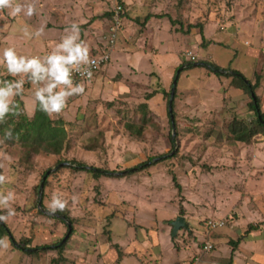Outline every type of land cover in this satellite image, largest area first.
<instances>
[{
    "label": "rangeland",
    "instance_id": "obj_1",
    "mask_svg": "<svg viewBox=\"0 0 264 264\" xmlns=\"http://www.w3.org/2000/svg\"><path fill=\"white\" fill-rule=\"evenodd\" d=\"M118 1L124 8L122 26L108 61L92 79L74 80L84 83L85 93L71 97L54 118L66 128L63 151L26 156L19 137L7 141L0 133V174L7 177L0 192L15 196V215L4 223L17 243L28 239V247L38 252L15 248L3 235L7 247L0 248V264H184L206 243L214 248L202 252V264H210L211 255L228 264L232 253L238 264H264V133L249 143L231 138L233 119H256L251 97L231 85V77L204 64L238 70L253 83L259 79L255 93L264 110V0ZM34 3L37 14L30 18L0 12V55L12 46L21 55L43 56L72 23L79 24L90 57L103 52L112 1ZM25 25L32 31L43 27L44 35L27 39L21 31ZM45 40H51L50 48H43ZM189 62L201 65L186 69ZM181 66L174 132L168 92ZM196 73L203 92L226 95L224 103L207 104L200 90L185 84ZM212 75L220 84L208 79ZM7 76L0 65V81ZM24 88L31 107L32 86ZM72 162L115 173L95 177L74 170ZM46 174L43 207L53 194L65 199L67 207L57 213L73 226L62 253L54 245L63 241L68 224L39 208ZM179 216L189 226L174 235ZM210 220L226 224L208 232Z\"/></svg>",
    "mask_w": 264,
    "mask_h": 264
},
{
    "label": "clouds",
    "instance_id": "obj_2",
    "mask_svg": "<svg viewBox=\"0 0 264 264\" xmlns=\"http://www.w3.org/2000/svg\"><path fill=\"white\" fill-rule=\"evenodd\" d=\"M5 9L9 10V15L12 17L23 13L30 18L37 14L34 0L32 2L25 0L24 3L18 0H0V12ZM21 31L27 39L39 40L44 35L43 27L32 31L25 25ZM94 64L95 61L90 58L88 44L80 38V26L77 23L67 27L60 42L56 43L44 56L21 55L15 47L4 48L0 55V65H3L7 73L16 79L0 81V124L6 123L9 116L24 115L31 120L36 110L43 112L50 119L61 116L71 97L85 93L83 82L74 83V73L90 78ZM25 83H30L32 86L31 107L29 98L25 97ZM17 97L24 102L23 109L17 102ZM5 138H14L11 129L5 130ZM6 181L7 177L0 174V186ZM14 199L12 191L0 192V209L6 210L5 215H0V222H7L15 215V209L12 207ZM75 200L76 197L73 196V202ZM66 207L67 201L53 194L51 201L47 204V211L54 215L58 211H64ZM6 241V237L0 239V248L7 247Z\"/></svg>",
    "mask_w": 264,
    "mask_h": 264
},
{
    "label": "trees",
    "instance_id": "obj_3",
    "mask_svg": "<svg viewBox=\"0 0 264 264\" xmlns=\"http://www.w3.org/2000/svg\"><path fill=\"white\" fill-rule=\"evenodd\" d=\"M109 15H111L112 17V12H110ZM150 17H152V15L150 14L147 15L146 20L150 19ZM187 64L188 66L186 67V69H190L195 66L201 65L200 62L199 63L189 62ZM204 64L211 72L217 74L218 76L226 75L228 77H231V85H233L237 89L244 90L251 97L249 106L251 110L254 111V114L256 115V119L249 122L239 118L233 119L231 122V134H232L231 138L236 142L241 141V142L249 143L255 135L264 133V110H262L259 96L255 93V90L259 84V79L257 80V82L253 83L250 79L246 78L245 75H243L238 70L225 69L226 71L228 70L230 72L224 74L220 71V69L222 68L218 66L216 63L205 62ZM1 78H3L4 80H11L10 76L1 77ZM170 93L171 91L168 92L169 98H170ZM16 100L21 106L23 105L22 103L23 101L19 97H17ZM168 107H169V100H168ZM168 115L170 116V120H171V112L169 111V109H168ZM17 118H19V120ZM6 129H11L13 132V136L19 137L21 139V141L23 142L26 148L25 151L26 156L27 154H29L30 156L32 153L38 152L39 150H43L44 152L50 154H60L63 151V149L66 147L67 132L64 126V121L61 119L58 120L50 119L46 114H44L39 110L35 111L34 118L31 120L27 119V117L24 115H20L18 117H14V116L7 117L6 123L0 124V133L5 135ZM5 140L9 141L13 139L5 138ZM72 163H73L72 167L74 170L76 171L86 170L88 172H91L95 177H100L103 175L111 176L112 174L115 173V171L97 168V167H91L86 165L85 163H79V162H72ZM145 165H146L145 163L141 164V166H145ZM0 172H1V168H0ZM47 178L48 176L46 174L42 180V182H44V185L47 183ZM174 180L176 181L175 176H174ZM177 186L179 187V189L181 188V185L178 183ZM60 220L65 221L62 218H60ZM3 235H6L8 237L11 235L10 238L15 248H21L22 246L24 248H30L28 247L29 246L28 244L30 242L28 239L19 241L17 243V241L14 239L13 235L11 234L7 224L4 222H0V236ZM238 243H239L238 240L234 241V244H238ZM48 246L49 245H46L45 247ZM54 247L56 248V250H58V252L61 253L65 248V246L61 244V242H58L56 245H54ZM29 253L33 255L38 254V252L34 250ZM233 260H234V253H232L231 257L227 259L228 264H232ZM52 262L55 263L56 258H54Z\"/></svg>",
    "mask_w": 264,
    "mask_h": 264
},
{
    "label": "built area",
    "instance_id": "obj_4",
    "mask_svg": "<svg viewBox=\"0 0 264 264\" xmlns=\"http://www.w3.org/2000/svg\"><path fill=\"white\" fill-rule=\"evenodd\" d=\"M113 2V10L112 12V26H111V33L110 35H105L104 36V40L107 41L106 45H104V47H101V49H103V52L98 54L97 56L94 55V57H90L92 60L95 61L94 66L91 68L92 71V76L90 78L88 77H82L79 73H74L73 75V79L74 80H90L93 78V76L98 73V71L100 70L101 66L104 65L109 57H110V53L109 51L111 50V46H115L116 44V40L118 37V33L121 29L122 26V13L124 11L123 5L121 2H119L118 0H109ZM109 47V49H108ZM188 54H191L190 52ZM225 221L223 220H218V221H214V220H210L207 221L206 225H207V230L208 232L211 230H215L217 228L220 227H224L225 226ZM213 245L211 243H206L203 246V250L200 252H197L195 255L192 256V258L190 259V261L188 262V264H202V252H210L213 250Z\"/></svg>",
    "mask_w": 264,
    "mask_h": 264
},
{
    "label": "water",
    "instance_id": "obj_5",
    "mask_svg": "<svg viewBox=\"0 0 264 264\" xmlns=\"http://www.w3.org/2000/svg\"><path fill=\"white\" fill-rule=\"evenodd\" d=\"M183 66L179 67L178 69V74L177 76L175 77L174 81H173V86H172V89H171V93H170V98H169V111L171 112V121H172V126H173V130L175 132V121H174V114H173V103H174V98H175V91H176V88H177V82H178V78H179V75H180V72L182 70ZM220 71L222 73H225L227 72L226 70L224 69H220ZM254 95V94H253ZM51 170H49L47 172L50 173ZM43 189H44V182L41 183L40 185V189H39V195H40V203H39V208L42 209L43 212L49 214V212L47 211V209H45L42 205V197H43ZM51 215V214H49ZM54 217H59V218H62L66 221V223L68 224V227H69V231L67 233V235L65 236V238L63 239V241L61 242V244L63 242H65L67 240V238L70 236L71 232H72V229H73V226H72V223L65 218V216L63 215H59V213H55L54 215H52ZM189 224L186 222L185 220V217L184 216H179L177 217L174 221H173V234L174 235H177L178 231L182 228V227H188ZM11 236V235H10ZM27 251H36L37 249L35 248H26Z\"/></svg>",
    "mask_w": 264,
    "mask_h": 264
},
{
    "label": "crops",
    "instance_id": "obj_6",
    "mask_svg": "<svg viewBox=\"0 0 264 264\" xmlns=\"http://www.w3.org/2000/svg\"><path fill=\"white\" fill-rule=\"evenodd\" d=\"M42 43H43V48L44 49H46L47 47L50 48V46L52 44L51 40H45V42H42ZM48 53L49 52L44 53L43 56L48 54ZM40 56H41V54H40ZM186 78H187V80L185 81V84H190L192 89L195 88L197 90H200L201 91V95L206 100L207 104H209L210 102L214 103V104H219V103H224L225 102V98H227L226 95H214V96H211L208 92H205V93L203 92V89L201 88V84H200V73L199 74L196 73V76L194 74H192L190 78H188V76ZM208 79L209 80L216 79L218 81V84H220L219 79H217V77H215V75H212V76L208 77ZM230 83H231V81H230ZM218 89H220V87H218ZM191 258L192 257L190 255L188 260H186L184 264H188V262L190 261ZM221 258L223 259V256L220 257V256L211 255L207 259L210 260V264H221V262H220ZM232 264H238V262H236V260H234L232 262Z\"/></svg>",
    "mask_w": 264,
    "mask_h": 264
}]
</instances>
